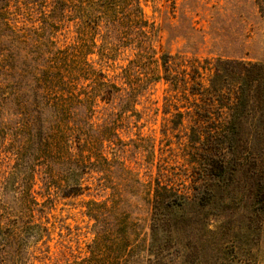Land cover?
<instances>
[{"label": "rangeland", "instance_id": "rangeland-1", "mask_svg": "<svg viewBox=\"0 0 264 264\" xmlns=\"http://www.w3.org/2000/svg\"><path fill=\"white\" fill-rule=\"evenodd\" d=\"M50 1L44 10L51 8ZM140 7L146 28L140 31L139 23L132 21L119 32L108 34L101 28L93 39L99 48L116 50L114 61L92 58L117 85L123 84L124 69L130 67L138 86L154 72L163 76L161 60L170 55L169 71L178 78V85L163 79L143 85L134 112L122 116L115 115L120 95L109 104L98 101L95 125L116 123V135L103 148L110 172L102 177V173L86 175V188L72 196L54 192L49 196L37 183L38 200L50 197L42 221L51 230V239L48 252L41 243L31 244L28 261L76 264L92 255L100 228L111 235L105 238L107 253L117 242L112 235L128 234L116 264H264V142L207 141L210 135L222 138L232 129L236 88L230 80L219 85L211 82L210 69L217 60L264 63V0H140ZM41 10L40 4L30 0H11L7 22L15 29L42 32ZM45 32L57 47L79 42L76 21ZM141 50L153 57L145 66L138 63ZM7 65L0 56L2 87L10 80ZM192 65L210 68H200L197 78L203 95L192 96V83L185 87L179 81L182 70L188 73ZM214 89H220V97L213 98ZM253 124H241L245 125L240 127L243 136H257L250 131ZM0 165V200L7 208L14 207L0 210L14 222L19 214L15 193L1 189L9 163ZM157 182L185 196L189 205L166 215L151 209L148 202ZM89 201L104 202L110 208L100 226L87 214ZM115 202L119 216L111 209ZM123 215L121 223L127 225L120 226L116 218ZM111 256H106L107 264H112Z\"/></svg>", "mask_w": 264, "mask_h": 264}, {"label": "trees", "instance_id": "trees-1", "mask_svg": "<svg viewBox=\"0 0 264 264\" xmlns=\"http://www.w3.org/2000/svg\"><path fill=\"white\" fill-rule=\"evenodd\" d=\"M30 1L42 7L45 20L43 33L12 28L6 17L10 14L11 0H0V21L3 25L0 31L4 33L0 35V56L11 72L7 84L0 86V164L9 163L8 175L1 182V189L15 193L13 200L19 213L12 222L0 210V250L4 249L0 252V264H30L28 251L33 243L34 246L41 243L45 245L46 252L49 251L47 243L51 239V230L42 219L45 203L50 197L44 202L38 200L35 190L38 182L49 196L51 192L72 196L86 188V175L102 173V177L110 172L111 163L103 148L116 135V123L109 121L105 125H95L93 119L98 101L109 104L120 95L115 113L117 117L134 112L138 91L143 85L162 79L178 85V78L172 77L169 71L172 68L170 55L161 60L165 72L163 76L154 72L138 86L134 85L130 67L124 69L123 84L117 85L102 68L96 66L97 62L92 58L98 56L99 61H114L116 50L99 48L93 39L101 28L108 34L119 32L126 28L129 21L139 23L140 31L146 28L140 0H51L49 10H44L47 0ZM261 13L264 15V7ZM71 21L77 22L79 42L57 47L53 37L46 34V29L55 30L64 22ZM137 55L138 63L144 66L147 60L153 58L148 50L138 51ZM136 63L133 61L132 64ZM200 68L210 69L208 66L192 65L188 73L182 70L184 76L179 80L185 87L192 83L189 91L192 96L205 92L197 89V85L200 86L197 82V78L201 77ZM212 69L211 82L219 85L230 80L236 88H233L231 103L232 129L227 130L222 138L210 135L207 141L263 143L264 63L217 60L210 72ZM186 75L190 76L189 80ZM123 91L124 96L121 94ZM214 92L213 98L220 97V89H214ZM254 122L253 129L249 130L256 132L257 136H243L241 124ZM156 186L148 202L151 209L166 215L168 211L189 205L188 199L176 190L161 186L159 182ZM116 202L111 209L119 216ZM88 204V216L96 226H100L105 218L104 212L110 208L104 202L89 201ZM1 207L4 211L14 210V207L7 208L2 200ZM118 218L116 223L127 225L126 222L121 223L125 215ZM98 230L92 255L76 264H107L106 256L110 254L112 264L118 261L124 242L129 240L128 234L117 232L112 235L117 242L107 253L105 238L111 236L110 232Z\"/></svg>", "mask_w": 264, "mask_h": 264}]
</instances>
